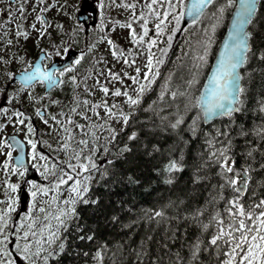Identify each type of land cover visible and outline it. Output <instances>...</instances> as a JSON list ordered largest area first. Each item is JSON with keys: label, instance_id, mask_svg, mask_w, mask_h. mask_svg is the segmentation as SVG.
<instances>
[{"label": "snow or ice", "instance_id": "1", "mask_svg": "<svg viewBox=\"0 0 264 264\" xmlns=\"http://www.w3.org/2000/svg\"><path fill=\"white\" fill-rule=\"evenodd\" d=\"M98 2L102 17L96 25L101 32L98 39L106 42L111 57L125 66L136 65L135 57L141 54L145 61L131 72L107 69V76L121 86L110 89L91 69L84 75L77 73L75 65L90 54L97 64L107 63L104 56L95 54V43L70 58L67 65L44 63L59 54V47L66 44L65 36L75 35V29L66 32L65 26L58 23L57 43L49 31L51 22L43 13L55 0L39 7L32 21L26 27L17 25L15 32L17 38L25 40L31 32L36 33L35 42L42 38L49 40V46L40 49V59L33 63L14 55L12 60L25 64L24 71L17 75L8 70L12 60L0 56L5 80L0 87V115L6 118L0 122V131H6L9 123L23 125L26 130L22 139L16 135L0 137L3 155L0 168L5 177V194L0 199V264H60L62 254L69 250L64 235L69 226L76 230V239L89 247V251L82 253L90 257L84 264H117V259L122 260L126 253L141 262L149 257L150 264H161L164 259L168 264H264V191L256 193V188H264V96L254 100L255 108H246L248 88L241 71V66H248L250 79L253 72L250 62L257 59L261 67L256 71L264 73V47H254L256 0H143L139 10L137 0H108L109 8L130 10L126 23L110 14L106 17L112 21L108 27L115 29L120 25L128 29L125 39L130 47L121 46L105 34V0ZM40 5H45V0H38ZM19 8L23 12L25 5L21 3ZM232 9L228 31L215 53V63L206 79L201 80V70L208 66L213 51L216 31ZM8 16L11 18V13ZM190 29L199 30L200 37L194 47L189 44L191 56L181 49V56L177 57L178 63L184 64L186 60L187 78L174 86L169 72L158 81L174 37L179 31L187 33ZM70 69L71 74L66 75ZM124 77L130 85H125ZM88 78H93V85L103 97L110 96L113 101L90 100L94 92ZM65 81L73 91L68 111L63 108L58 113L46 111L44 97L35 96L32 90L38 83L51 88L63 86ZM17 82L20 87L13 88L12 84ZM79 89L88 95H81ZM24 93L39 104L32 106L35 116L45 125L59 129L62 142L55 147L64 151V159L38 149V141L49 148L53 144L36 136L31 115L18 106L10 112L9 106L13 102L19 105ZM44 95L49 104H61L51 99L48 92ZM99 109H103V117ZM245 110L258 112L261 120L251 126L238 123L235 114ZM77 116L85 122H78ZM217 117L226 120L217 125L214 122ZM125 128L126 141H119L118 134ZM73 129L79 130L78 139ZM100 133L107 137L103 143ZM249 136L259 137L261 143L248 140ZM133 141L135 145L130 143ZM134 146L156 159L152 171L165 185H174L180 174L187 171L188 190L175 199L169 197L162 204L144 208L117 198L106 213L104 224L127 231L120 240H109L101 234L100 223L89 224L87 209L82 214L78 205L91 206L93 213L101 207L103 196L92 190L94 184H103L105 188L118 181L140 184L131 171L121 175L114 163L118 157L126 159ZM101 151L105 158L98 162ZM30 168L39 171L47 182L26 178ZM10 174L20 179L13 182L8 179ZM154 182L149 181V186ZM65 189L69 194L61 198L58 194ZM21 205L25 210L17 211ZM181 206L183 212L178 210ZM170 208L171 215L167 211ZM141 222L152 227L133 240ZM160 225L164 226V234L155 240L156 227ZM153 243L165 252L164 256L153 254ZM205 254L207 258L202 260Z\"/></svg>", "mask_w": 264, "mask_h": 264}, {"label": "trees", "instance_id": "2", "mask_svg": "<svg viewBox=\"0 0 264 264\" xmlns=\"http://www.w3.org/2000/svg\"><path fill=\"white\" fill-rule=\"evenodd\" d=\"M232 11H234V9L225 14L224 22L216 31L213 51L209 55L208 66L201 70V80L206 79V74L210 70V67L216 57L215 53L218 51L220 43L224 37ZM255 23L257 27V36L254 37V47H264V0H261L260 2ZM199 37L200 31L191 29L187 33L184 31L180 33L178 32L174 37L172 47L169 49V52L165 58V63L163 64V70L167 73H172L174 86L181 84L183 79L187 78L188 68L186 67L185 58L181 57L182 60H185L184 64L177 62V57L181 56V49H183L184 52H188L189 56H191L189 44L194 47L195 42L197 39H199ZM250 66L253 70L250 79L248 78V66L245 65L242 70L248 88L246 103L247 109L255 108L254 100H258L261 96H264V73L256 71L259 67H261V62H259L257 59H253L250 62ZM160 78L161 77H159L157 80L160 81ZM158 86V84L155 85L157 88ZM149 96H151V93ZM165 111H169V109L165 108ZM235 115L238 123H243L249 126L258 123L261 120V114L248 110H245L242 113H236ZM221 120H226V118L220 117L214 122L219 125ZM126 131L127 128L123 129V131L118 134L117 139L119 141H126V136L123 134ZM141 135H143V132ZM163 135L164 139L166 140V134ZM248 140H254L258 145L261 143L259 137L249 136ZM115 143L116 141H113V144ZM130 143L135 145L134 141ZM241 143H244V141H241ZM104 158L105 154L101 151L98 155V162H102ZM108 158L111 159V157ZM114 163L121 175H123L125 171H131L140 180V184L132 185L128 184L126 181H118L116 184L110 185L109 188H105L103 184H94L92 190L98 195L103 196L101 207L96 209L93 213L91 206L78 205V210H81L82 214L84 213V210L87 209L89 214L87 217V222L89 224H95L96 222H99L101 226V234L107 237L109 240H120L122 237H124L125 232L127 231L125 229H119L111 225L106 226L104 224V220L107 218L106 213L110 211L111 204L117 198L132 203L136 208H144L146 206L152 207L154 204H162L169 197L175 199L177 195L182 196L184 192L188 190V185H186L188 175L187 171L180 174L174 185H165L158 180L156 173L152 171L153 166L157 163L156 159L153 156L145 154L142 149L135 146L133 147L132 153L127 155L126 159L123 157H118ZM259 178L260 177L257 176V179ZM149 181L155 182L151 183L149 186ZM262 191H264V188H256L257 195H260ZM250 198L255 199V197ZM178 210L183 212V206H181ZM167 211L169 212V215H171L173 212L171 208ZM172 223L176 224V221L173 220ZM180 224L182 225L183 222L181 221ZM150 227H152V225L146 226L143 222H141V224L135 229L133 240H138L139 236L147 231ZM163 227V225L156 227V232L154 235L155 240H160L161 236L164 234ZM189 234H191V229ZM64 235L68 242L69 250L68 252L62 254L60 258V264H84L85 259L90 261V257L86 258L82 254L83 252L89 251V247L85 246L84 243L76 239V230L72 226H69V229L65 231ZM176 243H179V241ZM151 247L153 249V254L159 256L165 255L163 250L158 249L157 244L153 243ZM170 247H172L171 244ZM175 250L176 248L173 247V251ZM206 258L207 254L201 257L202 260H206ZM117 264H150V258L145 257V259L141 262L137 260L135 255L126 253L122 260L117 259ZM161 264H168L167 259L162 260Z\"/></svg>", "mask_w": 264, "mask_h": 264}, {"label": "rangeland", "instance_id": "3", "mask_svg": "<svg viewBox=\"0 0 264 264\" xmlns=\"http://www.w3.org/2000/svg\"><path fill=\"white\" fill-rule=\"evenodd\" d=\"M81 1L82 0H55V3H53V6L50 8V10L48 12H46V18L49 19L51 22L50 28L52 30L54 39L57 40V43H59V37L57 38V36L60 35V33L56 31L55 25L58 23H62L64 26H66V32L69 29H75V33L77 30H79L80 35H81L80 36L81 41L78 44L75 41V35H72L73 37L71 36L70 38H69V36H65L64 40H65L66 44L61 45L59 47V52L62 51L65 55V53H66L65 47L67 48V50L75 47L78 50L84 51L88 44L95 43L96 44V48L94 50L95 54L97 56H104L107 63H105L104 61H100V63L97 64L92 59V56L90 54L81 63L75 65V69H76L77 73L79 75H84V73L87 70L91 69L97 73V75L99 76V78L102 81H105L108 84L110 89L113 87H116V86H121L119 82L114 81L110 77L107 76V69L111 68L112 71H117V72H123V71L131 72L136 66H141L143 63H145V61L143 59V54H141L138 57H135V59L137 60V64L131 65V66H125L121 60L113 59L110 55L109 48L106 46V42L98 39V37L101 35V32L96 27V25L101 23L102 17L100 14L98 15L99 18H98L97 23L93 26L92 25L89 26L87 30L84 28V26L80 25V23L78 25V21L76 20L75 13H76V9L77 8L79 9ZM88 1L91 3V0H88ZM95 1L97 3V0H95ZM130 2H131V0H130ZM142 3H143V0H137V4H136L137 10L140 9V6ZM78 9H77V11H78ZM109 14L111 15V17L113 19L124 21L126 23L127 17L130 14V10L126 11V10L118 8V7L109 8L108 7V0H105V18H104L105 19V34L111 35L113 37V39H116L121 46L130 47L128 40L125 39V37L127 36V33H128V29L126 27H121L120 25H117L115 29L108 27L112 23L111 20L106 19V17ZM33 15L34 14H23V13L20 14L19 19H18L19 20L18 25H24L26 27L28 25V23L30 21H32ZM25 17H26V19H25ZM72 27H74V28H72ZM150 31H151V27H150ZM55 34L57 36H55ZM8 36H13V35H11L8 32ZM35 36H36L35 32H31L30 36L27 38V40H25L24 38H17L15 36L14 37L15 40L19 39V43H17L18 47L15 48L16 52L19 54L26 53V54L30 55V53H32L30 50L29 51L23 50V52H22L21 49H23V47L28 45V44L33 45V46H30V49L33 50L35 47L38 48L39 46H44L45 41L47 43H50L47 38H42L41 41L35 42ZM38 44H39V46H38ZM133 51L135 52L136 49L133 48ZM130 58H132V57H130ZM26 61H28V60H26ZM13 62L15 65H18V66L24 65V63H21L20 61H17V60H13ZM162 70H163V64L160 67V72H161L160 80L163 78V76L165 74H168L167 72H165L164 70L162 71ZM71 71L72 70L70 69L69 72L66 73V75L71 74ZM123 80L125 82V85L131 84V82L128 80L127 77H124ZM87 83L93 87V92H94V95L89 96L90 100H95L97 98H103V99H107L109 102L113 101L112 97H110V96L103 97L102 93L98 89L95 88V86L93 85V78H88ZM32 91H33V94L35 96L44 97L43 96L44 92H41V89L39 87H34V89ZM78 91L81 92V95H88L87 93H84L82 89H79ZM49 95H50L51 99H56V100L61 101V104L51 105L47 102L48 97L44 98L42 103L45 104V110L46 111L51 112V113H58L61 108H63L65 110V112L68 111V109L71 105V102H72L73 91H72L71 85H69L67 81H65V84L63 86L60 85L55 91H52L51 94H49ZM115 99L120 100L121 98L116 97ZM20 103L24 109H26L27 111L32 113V117L36 121V124L38 126V129L36 131V136L40 139H46L50 143L53 144V148H49L46 145H44L43 143H40L38 141V145H37L38 149L41 151H44L46 154L51 155L53 157H55L56 155H59L61 159H64V157H65L64 151L57 149L55 147L57 142H62L59 140V136H60L59 129H53L51 127V125H45L38 117L35 116V114L32 110V106L34 104H36V106H39V104H37L36 101H34V100L30 101L27 98L26 93L22 94V100L20 101ZM99 111L101 112V117H103L104 116L103 109H99ZM88 115L92 119H95V117L92 116L91 112H89ZM5 119H6L5 117H3V116L1 117L2 122ZM75 119L78 122H82V123L85 122L82 120V118H80L78 116L75 117ZM15 130H17L16 132L19 131L18 133H20V134L21 133H23L24 135L26 134V130L24 129L23 125H19V126L13 125L12 127H10V128L7 127V129H6V131H15ZM2 132L3 131H0V133H2ZM73 132L75 133L76 138L78 139L79 138V130L73 129ZM100 135L102 136V143L105 142L107 140V137L104 136L103 133H100ZM74 146H75V141H74ZM69 151H71V150H69ZM18 179H20V178L18 177ZM21 183H22V181H21ZM62 187H64V186H62ZM68 194L69 193L65 189L62 193H59L58 195L61 198H63L65 196H67Z\"/></svg>", "mask_w": 264, "mask_h": 264}, {"label": "flooded vegetation", "instance_id": "4", "mask_svg": "<svg viewBox=\"0 0 264 264\" xmlns=\"http://www.w3.org/2000/svg\"><path fill=\"white\" fill-rule=\"evenodd\" d=\"M84 1L85 0L81 1L79 9L77 8L78 11L76 9V13L74 12L77 21H78V18H77L78 12L80 11L83 3H84V5L86 4V2H84ZM51 2H52V0H45V5L38 6V0H15L14 2L11 1V0H0V56L5 57L6 59L12 60V57L17 54V55H20V56H24L25 60H28V61L33 62V63L37 60V58L41 54L40 53V49L49 46L50 43H47L45 41L44 46H39V44H40L39 43L38 44L39 47L38 48L35 47L33 50L30 49V46H33V45L28 44V45L24 46L23 49H21L22 52H23V50L24 51H29L30 50L32 52V53H30V55L26 54V53H22V54L17 53L15 48L18 47V44L16 42L17 39L15 40L14 37H15V32L17 30V25H18V22H19L18 19H19V15L20 14H22V13L23 14H35V12L39 11V7H44L48 3H51ZM21 3H23L25 5V10L23 12H21L20 8H19ZM85 6L88 8V10L90 9L91 11L92 10H94V11L98 10V14H100V12H101L98 0H97V3H96L95 0H91V3L89 2ZM33 10H35V11H33ZM49 10H50V8H48V10L46 12H48ZM46 12L43 13L45 16H46ZM8 13H11V18H9ZM86 16H87L86 24L90 25L93 22V18H91L92 17V12L88 11ZM47 20L50 21L49 19H47ZM79 23L80 22L78 21V25H79ZM80 25L84 26V28H85L84 24L80 23ZM72 28H74V27H72ZM49 31L52 32L51 28H49ZM65 31H66V26H65ZM8 32L11 35H13V36H8ZM55 36H57V35L55 34ZM80 36L81 35H80L79 30H77L76 33H75V41H76L77 44L81 41ZM58 37H60V35H58L57 38ZM9 39L12 40L11 44L7 43V41ZM70 49H76L78 52L82 51V50H78L75 47L74 48H70ZM70 49H68V50H70ZM64 57H65L64 53L62 51H60L58 55H53L51 58L45 59L44 63L46 65L50 66L55 60L59 61V60L63 59ZM24 68H25V64L22 65V66H18V65L14 64L13 60L8 65V70H11V71H13L16 74L24 71ZM3 73H4V65L2 63H0V87H3L4 84H5ZM12 87L13 88H18V87H20V84L17 82L15 84H12ZM35 87H39L41 89V92H45V84H39L38 83ZM44 98H47V96H44ZM0 99H2V98H0ZM4 103H6V102H4ZM21 103H19V105H16V103L13 102V104L11 106H9L10 112H11L12 108H15V107L18 106L21 110L25 111L26 113H28L32 117V113L27 111L26 109H24L21 106ZM0 106H2V105H0ZM1 117H2V115H0V122H2ZM12 118L14 119V117H12ZM32 120H33L35 128L38 129L36 121H35V119L33 117H32ZM12 126L13 125L11 123H9L7 127L10 128ZM16 131L17 130H15V131H5V132L3 131L2 133H0V137H3L5 135L9 136L11 134H17V135L21 136V138H23L24 134L23 133L20 134V133H18L19 131L18 132H16ZM27 150H28V147H27ZM13 155L14 156L16 155L15 149L13 150ZM2 159H3V155L0 154V160H2ZM36 173H38L39 176H40V180L38 182L46 183V181L40 175V172L36 171ZM4 179H5L4 173L2 171V168H0V199H2L4 197V194H5V190L3 188ZM8 179H10L11 181L15 182L16 180H18V177L15 174H10ZM22 186H23V182H22ZM28 199L30 200L31 197H28ZM23 210H25L23 205L18 206L17 211H23Z\"/></svg>", "mask_w": 264, "mask_h": 264}, {"label": "water", "instance_id": "5", "mask_svg": "<svg viewBox=\"0 0 264 264\" xmlns=\"http://www.w3.org/2000/svg\"><path fill=\"white\" fill-rule=\"evenodd\" d=\"M11 1H15V0H11ZM84 2H86V4L87 3H89V1L88 0H85ZM260 2H261V0H256V5H257V12H258V8H259V5H260ZM85 4V5H86ZM84 5V3H83V5H82V7H81V10L79 11V13H78V20L80 21V22H82V23H84L85 24V26H86V28H88V24H86V22H87V12L88 11H90V12H92V17L91 18H93V22L91 23V25H94L95 23H96V19H97V14H98V12L95 10H88V8L86 7ZM257 12H256V16H257ZM256 16H255V18H256ZM187 19V18H186ZM183 23V22H182ZM230 23V22H229ZM227 31H228V28H227V30H226V32H225V35H226V33H227ZM225 35H224V37H223V39H222V42H223V40H224V38H225ZM222 42H221V44H222ZM220 44V45H221ZM220 47V46H219ZM218 51H219V49H218ZM76 55H78V52L76 51V50H74V49H71V50H69L68 52H67V54H66V57L64 58V59H61V60H56L55 62H53L52 63V65H55V66H57V67H59V66H61V65H67L68 63H69V61H70V58H74ZM41 56V55H40ZM40 56L38 57V59L37 60H39L40 59ZM215 60H216V57H215V59H214V62H213V64L215 63ZM245 67V65L244 66H241V71H242V69ZM19 74V73H18ZM17 74V75H18ZM46 85V84H45ZM58 85V84H57ZM56 85V86H57ZM55 87V86H54ZM54 87H51V88H49L47 85H46V92H49L51 89H53ZM220 117H217V118H214V121H216L217 119H219ZM12 135H16V134H12ZM12 135H9V136H12ZM17 136V138H19V139H22L20 136H18V135H16ZM25 148H26V144H25ZM27 178L28 179H36V180H39V175L36 173V171L34 170V169H31L30 168V170H29V172H28V174H27Z\"/></svg>", "mask_w": 264, "mask_h": 264}]
</instances>
